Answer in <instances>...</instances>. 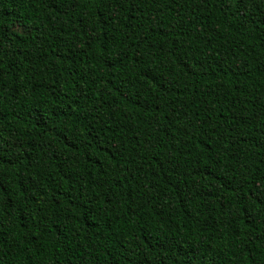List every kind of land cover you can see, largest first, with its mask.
Masks as SVG:
<instances>
[{
	"label": "trees",
	"instance_id": "obj_1",
	"mask_svg": "<svg viewBox=\"0 0 264 264\" xmlns=\"http://www.w3.org/2000/svg\"><path fill=\"white\" fill-rule=\"evenodd\" d=\"M0 264H264V0H0Z\"/></svg>",
	"mask_w": 264,
	"mask_h": 264
}]
</instances>
